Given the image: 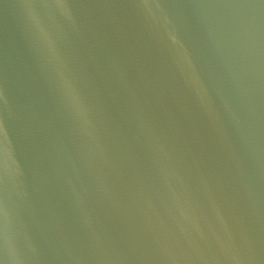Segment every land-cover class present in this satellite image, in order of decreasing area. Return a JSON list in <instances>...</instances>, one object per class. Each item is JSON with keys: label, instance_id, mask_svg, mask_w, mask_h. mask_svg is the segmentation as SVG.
Wrapping results in <instances>:
<instances>
[{"label": "water", "instance_id": "95a60500", "mask_svg": "<svg viewBox=\"0 0 264 264\" xmlns=\"http://www.w3.org/2000/svg\"><path fill=\"white\" fill-rule=\"evenodd\" d=\"M0 264H264V0H0Z\"/></svg>", "mask_w": 264, "mask_h": 264}]
</instances>
